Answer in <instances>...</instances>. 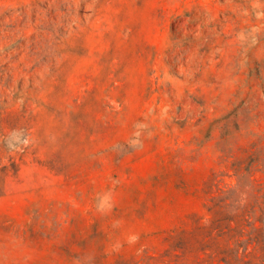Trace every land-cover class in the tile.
<instances>
[{"label": "rangeland", "instance_id": "rangeland-1", "mask_svg": "<svg viewBox=\"0 0 264 264\" xmlns=\"http://www.w3.org/2000/svg\"><path fill=\"white\" fill-rule=\"evenodd\" d=\"M0 264H264V0H0Z\"/></svg>", "mask_w": 264, "mask_h": 264}, {"label": "clouds", "instance_id": "clouds-1", "mask_svg": "<svg viewBox=\"0 0 264 264\" xmlns=\"http://www.w3.org/2000/svg\"><path fill=\"white\" fill-rule=\"evenodd\" d=\"M134 239V238H133Z\"/></svg>", "mask_w": 264, "mask_h": 264}]
</instances>
